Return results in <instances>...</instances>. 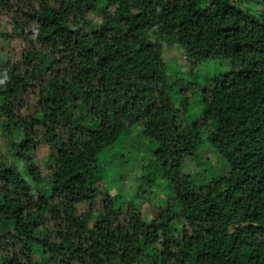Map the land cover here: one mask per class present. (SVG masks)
I'll list each match as a JSON object with an SVG mask.
<instances>
[{
  "label": "trees",
  "instance_id": "1",
  "mask_svg": "<svg viewBox=\"0 0 264 264\" xmlns=\"http://www.w3.org/2000/svg\"><path fill=\"white\" fill-rule=\"evenodd\" d=\"M0 81V264H264V0H0Z\"/></svg>",
  "mask_w": 264,
  "mask_h": 264
},
{
  "label": "rangeland",
  "instance_id": "2",
  "mask_svg": "<svg viewBox=\"0 0 264 264\" xmlns=\"http://www.w3.org/2000/svg\"><path fill=\"white\" fill-rule=\"evenodd\" d=\"M180 52V51H179ZM179 52L175 51V54L178 55ZM180 54V53H179ZM176 61V60H175ZM233 70V66L226 61H215L208 65H201V67L196 72V77H211L215 74H221L224 72H230ZM122 137L119 142L114 146L115 150L105 151L100 155L98 160V165L101 169V173L105 176L104 183L108 190H110V195L114 198L116 202L118 199L124 198L125 200H135L137 194V172H126L133 163L139 159L148 160L151 157L152 152L154 151L155 145L153 142L146 140L142 134L139 133L138 128H134L130 131L128 139ZM6 138L0 135V146L4 145ZM125 146L124 149L119 148V146ZM135 148V150H134ZM204 157H210L213 162L214 167H222V163H218L211 155H203ZM128 157H131L128 159ZM36 161H45L46 160V151L45 149L40 148L38 151ZM186 172H193L195 170V163H188L184 167ZM141 186H144L142 183ZM41 190L43 192L47 191V187L42 186ZM168 189L165 182L157 183L154 187L151 188L150 193L146 196L149 198V203L152 208L158 206V202L163 201L167 198ZM144 196V197H146ZM154 216V211H149L148 215L145 217L146 221H149L151 217Z\"/></svg>",
  "mask_w": 264,
  "mask_h": 264
},
{
  "label": "clouds",
  "instance_id": "3",
  "mask_svg": "<svg viewBox=\"0 0 264 264\" xmlns=\"http://www.w3.org/2000/svg\"><path fill=\"white\" fill-rule=\"evenodd\" d=\"M4 83V81H0V84Z\"/></svg>",
  "mask_w": 264,
  "mask_h": 264
}]
</instances>
